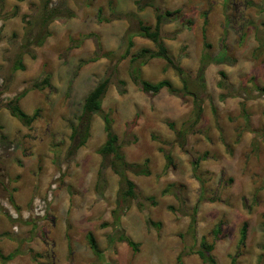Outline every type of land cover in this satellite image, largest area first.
Returning a JSON list of instances; mask_svg holds the SVG:
<instances>
[{"label":"rangeland","instance_id":"1","mask_svg":"<svg viewBox=\"0 0 264 264\" xmlns=\"http://www.w3.org/2000/svg\"><path fill=\"white\" fill-rule=\"evenodd\" d=\"M45 1L0 0V253L19 251L0 264H204L194 252L202 238L214 242L218 264H231L232 257L237 264H264V0H152L162 12H173L160 34L189 77L191 93L178 95L166 89L147 94L130 77L133 55L154 50L152 41L134 36L130 55L122 57L126 35L137 32L138 20L155 27L153 4L51 0V7L74 16L46 27L50 35L41 46L28 44L44 30L39 17ZM224 46L229 60L209 61L205 86H199L202 56L215 57ZM19 58L24 71L14 69ZM138 68L143 80H169L183 88L162 59ZM46 77L49 87H33ZM105 78L110 85L102 113L113 119L126 160H148L151 169L149 176L129 173L136 198L116 228L119 177L106 169L99 178L98 150L106 140L101 114L93 117L86 145L69 153L70 124ZM23 91L21 108L29 115L38 111L32 127L5 107ZM194 93L203 111L182 140L177 132L191 120ZM165 153L172 163L163 173ZM196 160L208 200L198 207L191 236L201 187L193 175ZM170 184L174 193L163 194ZM244 223L247 238L239 246ZM121 232L138 245L136 251L126 242H111Z\"/></svg>","mask_w":264,"mask_h":264},{"label":"trees","instance_id":"2","mask_svg":"<svg viewBox=\"0 0 264 264\" xmlns=\"http://www.w3.org/2000/svg\"><path fill=\"white\" fill-rule=\"evenodd\" d=\"M144 6L152 5V0H144ZM51 0H46L42 4V14L39 17V21L42 22V29H44L42 32L38 34L36 39H33V41L30 39L28 41V44L41 46L44 44L45 39L49 37L50 32L45 29L46 27L60 19H69L70 17L74 16V13L70 10H62L53 8L50 6ZM139 3V2H138ZM140 4V3H139ZM155 12H156V25L153 28L150 25L145 24L143 21L138 20V30L137 32L128 31L126 35V48L125 52L122 55V57H127L131 53V49L134 46L133 38L134 36L138 35L143 38H146L150 41H152L155 45V49H147L143 48L141 49L136 55H133L131 59V70H130V77L132 81L138 85L141 90L147 94H153L156 95L160 93L162 90L166 89L170 94H176L179 93H191L190 92V84H189V77L187 73L181 68L179 64L171 57L169 54L168 48L165 46L161 39V28L164 26L167 17H170L173 15V12L166 11L162 12L159 7L154 6ZM102 13V10H99V14ZM206 23V22H205ZM203 36L204 39L206 38V32L205 29H203ZM94 36V35H91ZM205 47H211L208 43L205 42ZM227 48L224 46L221 50V52L215 56L210 57L206 54L202 56L201 60V66L199 68V79L200 81H204V70L205 66L209 64V61H212L213 63H225L226 60H229L228 54H227ZM162 59L164 60L167 65L172 68L181 78V81L183 83V88L181 91L177 90L173 87L172 83L169 80H162L157 83H152L147 80H143L140 77L139 68L143 64H145L148 60L151 59ZM136 65L138 67H136ZM15 71L22 70L24 71L26 69V66L24 65L22 58L17 59L15 63ZM221 76L225 77V73L221 72ZM120 84H124L123 81H120ZM110 85V79L105 78L102 81H100L86 96L82 111L80 115L77 118V122L75 123L72 120V123L70 124L72 134H71V140L73 141L72 147L70 148V155L74 156L82 147H84L89 139L90 136V130L91 125L93 121V117L96 114H101L103 121H104V132L106 135L105 142L100 146L99 148V154L102 157L101 166L99 170V178L102 179L104 175V170L111 169L114 174H116L119 177V192L117 197V204L115 209L112 211L113 216V225L114 227H118L120 225V219L122 215L126 212V210L129 208V203L132 199L136 198V184L130 179L129 173H133L135 175H144L149 176L151 174V169L149 167L148 160L145 161L143 164H132L129 163L125 155L122 151V147L119 143V137L115 133L113 129V119L111 118L110 114H104L102 113V102L103 99L108 91ZM198 85L203 87L205 86L204 82L199 83ZM50 86V80L48 77H46L41 84L39 82H35L33 87L43 89L45 87ZM204 89V88H203ZM26 91L21 92L19 95H17L15 98L10 99L6 102L5 107L10 112V114L19 119L26 127H32L33 123L38 119V111H36L33 115L27 114L20 106L19 101L26 95ZM194 96V108L191 115L190 122L186 123L182 130H179L178 137L182 138V140H185L188 133V130L193 131L198 122L200 121L201 114L203 111L202 107V99L200 96H198L196 93L193 94ZM183 145V144H181ZM166 163L164 166L163 173H165L171 163L172 158L169 154H164ZM198 168H199V161L196 160L193 162V175L199 180L200 182V195L198 202L193 207L192 214L190 216V222L188 226V234L191 236L195 235L196 228H197V212L198 207L201 202L207 201V193L206 188L204 186V183L201 179V177L198 175ZM174 184L168 185L164 191L163 194L168 193H174L172 190ZM12 202H14L13 199H11ZM247 230L248 226L247 223H244L240 229V239H239V246L242 245L247 238ZM220 232L219 228H215L213 230V234L216 236ZM111 242H116V240L121 242H126L129 246H131L134 251L138 249V245L129 239L124 233H120L117 237L115 235L111 236L110 238ZM88 241L92 248V250L95 253H99L98 246L95 242V238L93 234H88ZM214 242H208L206 238H202L199 247L194 251L198 256L202 259L204 264H218L216 258L213 255L214 250ZM193 250V249H192ZM19 255V251L16 250L15 252H12L8 255H4L0 253V258L2 259L3 263H8L15 259V257ZM236 257H232L231 264H237Z\"/></svg>","mask_w":264,"mask_h":264},{"label":"crops","instance_id":"3","mask_svg":"<svg viewBox=\"0 0 264 264\" xmlns=\"http://www.w3.org/2000/svg\"><path fill=\"white\" fill-rule=\"evenodd\" d=\"M10 113V112H9ZM15 118V117H14Z\"/></svg>","mask_w":264,"mask_h":264}]
</instances>
